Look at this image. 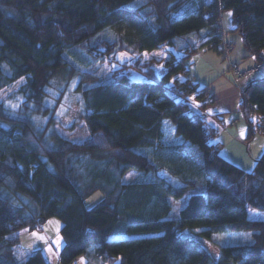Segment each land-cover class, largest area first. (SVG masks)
<instances>
[{
  "label": "trees",
  "instance_id": "trees-1",
  "mask_svg": "<svg viewBox=\"0 0 264 264\" xmlns=\"http://www.w3.org/2000/svg\"><path fill=\"white\" fill-rule=\"evenodd\" d=\"M217 2L221 16L231 11L245 55L262 61L264 0H0V92L24 79L0 101V264H48L39 248L19 260L16 247L20 230L52 217L61 221V264L81 254L86 264H264V218L248 216L264 214V151L249 171L224 158L218 127L200 112L207 89L188 77L198 50L222 54L218 14H208ZM163 45L166 56L141 57ZM96 62L116 63L109 79L86 69ZM73 80L81 141L57 128ZM241 94L251 138L252 126L264 131V76ZM129 170L138 174L125 182ZM95 191L102 197L87 207ZM186 193L168 217L170 198ZM243 230L252 242L223 245L216 257L197 238Z\"/></svg>",
  "mask_w": 264,
  "mask_h": 264
},
{
  "label": "crops",
  "instance_id": "crops-1",
  "mask_svg": "<svg viewBox=\"0 0 264 264\" xmlns=\"http://www.w3.org/2000/svg\"><path fill=\"white\" fill-rule=\"evenodd\" d=\"M228 13L224 15V12H222V18L224 27L230 29L231 15H228ZM228 37L229 36H227V39ZM229 41L232 43L231 53L236 50V55L232 57L230 53L229 58H232L231 61L236 62L241 69L248 68L258 61L253 56L245 55V50L240 47L237 42ZM165 48L167 51V47ZM221 56L222 54L219 49L198 50L187 60V67L189 69L188 77L199 87H205L207 89L208 96L211 100L209 104H212L206 106L203 110L201 109L200 112L205 115L210 124L218 127V133L221 135L218 140L215 141L222 144V156L249 171L253 168L255 161L264 151V131H257L256 127L252 126L254 135L251 138H247L248 123L240 113L239 106L242 99L241 96H238L237 91L239 90L241 92L252 80L256 79V76L248 74L238 80V85L234 83V86L230 85L224 76H222L225 66L224 63L221 62ZM215 63L220 65L221 70L218 71V68L215 67ZM218 113H221L219 115L222 123H219L218 118L215 116V114ZM224 132H226L227 135H223ZM231 142L237 148L231 150L223 149L226 143L228 145ZM47 222L48 221L44 223L40 231L46 230L48 226ZM20 232H22V230H20ZM20 232L19 238L21 241ZM23 234H26L25 230ZM50 241L51 239L47 235V240L45 242L37 245L29 244L28 249L33 250L39 248L44 253L48 264H61L58 259V254L59 248L63 245V241L60 242L59 250L55 247V249H51ZM49 259L51 262H49ZM87 259L88 258L85 256L83 261H78V263H75V259L72 264H86ZM90 261H95V258L91 257Z\"/></svg>",
  "mask_w": 264,
  "mask_h": 264
},
{
  "label": "rangeland",
  "instance_id": "rangeland-1",
  "mask_svg": "<svg viewBox=\"0 0 264 264\" xmlns=\"http://www.w3.org/2000/svg\"><path fill=\"white\" fill-rule=\"evenodd\" d=\"M223 12H224V15H226V13H228V12L231 13V11L229 9H224ZM230 26H232L231 22H230ZM224 29L226 31V36H229L228 39L233 41V42H237L239 44V46L243 48L238 32L230 31L227 27H224ZM113 30L118 31L119 29L117 30L114 28ZM165 47H166V45H163V46H159L158 48L153 49L151 51H142L141 57L143 59H146V58L151 57V56H156V57L166 56L167 51L165 50L166 49ZM65 54L72 61L78 63L74 58L71 57V55L69 53H65ZM235 55H236V50H234L231 53L232 57H234ZM117 57L121 61L133 60L131 58V55L126 53V52L118 53ZM228 59L232 60V58H229V55H228ZM221 62H223L224 66H225V70L222 73V76H224V78L227 80V82L230 85L234 86V84L231 82V80H229V77L226 73L227 59L223 54L221 56ZM115 66H116V63H114V62L113 63L96 62V63L92 64L91 66H88L86 69L97 74V75H99V76H101V77H103L104 79H109L110 74H111V68L115 67ZM215 67L218 68V71L221 70L220 65L218 63H215ZM202 69H203V67H202ZM251 75H255L256 78L262 77V75L257 74V73H252ZM129 76L133 80H143V75L140 72H138L137 70H131L129 72ZM23 81H24V79L20 78L13 83V86L11 89H6V90L1 91L0 92V101L10 91L15 90ZM62 81L63 80L60 78V76H58L57 78H55L53 80V86L54 87L59 86ZM50 91L52 92V94L57 95L56 91L54 89H52ZM237 94L239 97L241 96V99H242V94L239 90L237 91ZM211 104L212 103H210V104L208 103L206 105L209 106ZM80 111H81L80 97H79L77 91H75V81L73 80L72 82H70L67 85L66 91L64 92L62 99L60 101V104L56 110V119L58 122V124H57L58 130L61 132L62 135H64L65 137L69 138L72 141H81L85 137H87V134H88L85 125L79 120ZM71 124H73V126H72V128H69V126ZM165 125H166V130L168 132V130L170 129L169 123L166 122ZM220 135L221 134L218 133L215 136L214 140H218ZM223 135H227L226 132H224ZM168 136L169 137L171 136V131L168 132ZM233 148H237V147L231 142L228 145L226 143V145L224 146L223 149L231 150ZM220 152H221V150H220ZM137 174H138L137 171L129 170L124 174L123 180L125 182L130 181L134 177H136ZM189 195H190V193H186L180 198H170V213L168 214V217L173 218L178 214L180 208L182 206H184L187 199L189 198ZM101 197H102L101 192L95 191L93 194H91L90 196H88L84 200L85 205L87 207H91L95 203H97L101 199ZM248 216L251 218H260V219L264 218V214L262 212H260L257 209H253V208H248ZM47 223H48L47 224L48 226H47L45 231H40V230L28 231V230H25L26 234H23L24 230H22V232H20L21 241H20L19 245L16 247V256L19 260L25 259V257L29 253V250H31V249H28L29 244H31V245L42 244L43 242H45L47 240V235L51 239V241L49 242V243H51L50 248L51 249H55V248L58 249L59 248L60 242L63 241L61 234H60L61 221L56 217H52L48 220ZM188 234H190V233H188ZM197 238H198V240H200V242L202 244H204L207 247V249L209 250L211 255L216 257L217 255L220 254V249H221V246H223V245L252 242V233L249 230H243V231H238V232H220V233L214 234L211 238H206V239L202 238V237H197ZM84 257L85 256L83 254L79 255L76 258L75 263H78V261H83ZM49 262H51L50 259H49ZM119 263H120V259L117 258L113 264H119Z\"/></svg>",
  "mask_w": 264,
  "mask_h": 264
},
{
  "label": "built area",
  "instance_id": "built-area-1",
  "mask_svg": "<svg viewBox=\"0 0 264 264\" xmlns=\"http://www.w3.org/2000/svg\"><path fill=\"white\" fill-rule=\"evenodd\" d=\"M211 2V0H208ZM217 12V19H216V28H215V34L219 37V48L222 51V54L226 57L227 63H226V73L229 77V79L234 84H238V80L242 77L250 74V73H257L262 76H264V52L261 53L263 60L256 63L255 65L247 68V69H241L239 68L238 64L234 61H231L228 59V55L231 51V45L226 39V31L223 27L222 23V16H221V5L219 2L214 4V6L208 11L209 13ZM97 257H101V254L99 252L95 253Z\"/></svg>",
  "mask_w": 264,
  "mask_h": 264
},
{
  "label": "snow or ice",
  "instance_id": "snow-or-ice-1",
  "mask_svg": "<svg viewBox=\"0 0 264 264\" xmlns=\"http://www.w3.org/2000/svg\"><path fill=\"white\" fill-rule=\"evenodd\" d=\"M228 15H231V13H228Z\"/></svg>",
  "mask_w": 264,
  "mask_h": 264
}]
</instances>
